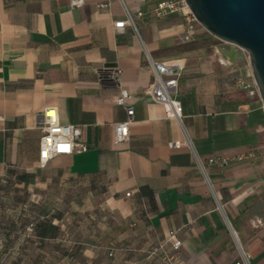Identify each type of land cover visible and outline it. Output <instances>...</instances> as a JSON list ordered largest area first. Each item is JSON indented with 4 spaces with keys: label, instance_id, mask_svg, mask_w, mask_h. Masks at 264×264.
<instances>
[{
    "label": "crops",
    "instance_id": "1",
    "mask_svg": "<svg viewBox=\"0 0 264 264\" xmlns=\"http://www.w3.org/2000/svg\"><path fill=\"white\" fill-rule=\"evenodd\" d=\"M161 1L124 0L136 31L115 28L127 19L120 0H0V264H237L233 231L251 264H264V102L253 69L199 23L184 41V16H157ZM147 53L183 62L178 97L202 159L253 155L207 169L226 216L191 150L173 146L181 126L146 94ZM122 88L135 113L117 143ZM51 106L88 149L41 167Z\"/></svg>",
    "mask_w": 264,
    "mask_h": 264
},
{
    "label": "built area",
    "instance_id": "2",
    "mask_svg": "<svg viewBox=\"0 0 264 264\" xmlns=\"http://www.w3.org/2000/svg\"><path fill=\"white\" fill-rule=\"evenodd\" d=\"M72 8L83 7L85 0H68ZM127 14L126 20H121L115 23L117 30H123L127 25L132 26L136 31V25L131 13L129 12L124 0H120ZM157 16H164L171 13L182 14L185 18L186 31L183 35L184 41H189L193 38L195 25L199 23L194 16L191 8L186 0H162L157 5L155 10ZM243 59L246 63L250 64V53L242 47H238ZM147 61L153 72V81L146 91V94L151 99L160 103L165 111L167 118L177 120L182 128L184 139L182 143H174L173 146L185 145L193 153L197 166L201 170L204 178L210 188L214 198L218 202V209L226 216L225 206L220 202L217 192L213 187V183L208 174L209 166L227 167L233 162H241L251 158L250 154H239L235 157L227 156H213L208 159H202L197 153L191 137L189 136L184 125L183 105L178 97L179 93V80L184 71V64L180 60L171 61H155L147 53ZM122 75V70L119 67L110 69V78L119 82ZM244 88H250L251 85L241 82ZM255 86L258 88L257 84ZM130 98V93L126 88H122L120 95L117 97L116 103L119 106H124L127 111L128 118L124 122H118L114 125L115 141L117 143L126 142L130 137V126L134 118V107L127 105V100ZM43 134L39 143V164L45 167L52 159L63 156L71 155L74 152H85L88 147L81 141L82 130L76 125H65L61 123L58 109L54 106L45 108L40 122ZM131 194L128 193L127 196ZM33 227L31 224L30 228ZM237 239V247L240 253V260L237 264H251V255L247 249L240 243L236 233L233 231ZM175 236V232H171V239ZM181 242L175 240L173 247L179 250Z\"/></svg>",
    "mask_w": 264,
    "mask_h": 264
},
{
    "label": "water",
    "instance_id": "3",
    "mask_svg": "<svg viewBox=\"0 0 264 264\" xmlns=\"http://www.w3.org/2000/svg\"><path fill=\"white\" fill-rule=\"evenodd\" d=\"M199 24L229 44L234 62L243 60L238 47L250 53L260 96L264 102V0H186Z\"/></svg>",
    "mask_w": 264,
    "mask_h": 264
},
{
    "label": "rangeland",
    "instance_id": "4",
    "mask_svg": "<svg viewBox=\"0 0 264 264\" xmlns=\"http://www.w3.org/2000/svg\"><path fill=\"white\" fill-rule=\"evenodd\" d=\"M223 43H225V44H227V45H228V43H226V42H223Z\"/></svg>",
    "mask_w": 264,
    "mask_h": 264
}]
</instances>
